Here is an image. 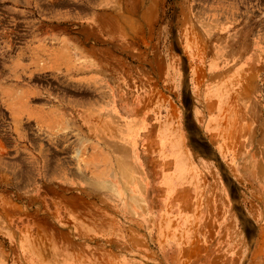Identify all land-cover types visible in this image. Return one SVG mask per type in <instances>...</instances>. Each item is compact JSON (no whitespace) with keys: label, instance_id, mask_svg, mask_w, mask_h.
<instances>
[{"label":"rangeland","instance_id":"rangeland-1","mask_svg":"<svg viewBox=\"0 0 264 264\" xmlns=\"http://www.w3.org/2000/svg\"><path fill=\"white\" fill-rule=\"evenodd\" d=\"M263 173L264 0H0V264H264Z\"/></svg>","mask_w":264,"mask_h":264},{"label":"crops","instance_id":"crops-1","mask_svg":"<svg viewBox=\"0 0 264 264\" xmlns=\"http://www.w3.org/2000/svg\"><path fill=\"white\" fill-rule=\"evenodd\" d=\"M259 180H261V188H259V189H257V191H255V194L256 195H258L259 197H260V202L258 201V199H249V201H248V203L247 204H245V209L247 210V211H250V212H252V211H256L255 209H258L257 207H259V208H262L263 210V212H264V173L262 174V177H259ZM252 213H254V212H252ZM254 217V218H256V216H254V215H251V217ZM252 217V218H253ZM263 217H264V214H263ZM253 218V219H254ZM264 219V218H263ZM227 221V220H226ZM228 224V225H227ZM229 224H230V221H228L225 225L223 224V228H229ZM263 227V229L261 228V230L259 229V232L257 233V242H258V247H257V252H258V250H259V248H260V246H261V243L263 242V240H264V225L262 226ZM222 231V230H221ZM234 234H235V232H232V236H234ZM255 249V248H254ZM256 251V250H255ZM255 258H259L258 256L257 257H255ZM254 260H256V259H254ZM264 260V259H263Z\"/></svg>","mask_w":264,"mask_h":264}]
</instances>
